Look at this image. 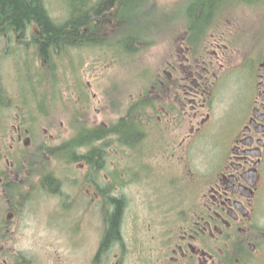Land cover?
<instances>
[{
  "label": "flooded vegetation",
  "instance_id": "1",
  "mask_svg": "<svg viewBox=\"0 0 264 264\" xmlns=\"http://www.w3.org/2000/svg\"><path fill=\"white\" fill-rule=\"evenodd\" d=\"M219 19L209 17L192 31L189 25L182 26L179 39L165 52L153 79L136 97L130 96L129 103L123 111L116 112L114 118L103 119L97 109L98 121L90 124L82 120L87 128L101 127L106 132L95 136L92 143L96 148L93 162L90 161L92 172L89 159L82 156L90 150L84 143L78 147L79 157L75 161L86 166L80 180L90 187L88 196L102 217V232L93 258L99 253L106 232L103 211L111 212L114 201L121 198L119 238L111 240L106 253L108 256L112 251L111 264L261 262L264 255V47L256 52L243 50L237 45V37L243 32L240 24L229 18H221L224 22L217 24ZM234 69L239 70L243 87L236 106L218 96L221 82ZM225 100L226 106L219 109V104ZM19 110L13 109L12 116L9 115V129L13 143L20 144L25 153L33 144L29 125L34 121L27 117L21 123ZM23 112L28 113V110L20 113ZM123 123L132 127L134 133L127 137L120 135ZM219 124L222 133L217 144L218 155L211 158L215 163L206 164L198 174L189 170L188 176H192L184 180L188 195L183 199L175 196L174 202L169 196L166 205L162 197L157 206L168 218L157 222L153 228L152 223H148V231L141 227L140 234H132L127 242L124 229L130 208L128 195L134 191L131 185L138 181L147 186L150 181L154 184L152 194L160 190L156 184L163 185L164 172L151 171L147 163L160 164L159 159L165 155L171 161L187 160L193 145L201 144V138L210 137ZM14 154L18 161L14 157L13 160L0 157L6 164L5 172L0 173V190L8 199L5 204L0 203V215L1 208L7 213L4 221L2 218L3 227L20 208V197L25 199L22 192L25 185L30 184V191L38 187L57 196L62 193L60 179L46 172V165L54 160L52 157L38 168L41 169L39 180L37 186L32 187L31 174L37 167L31 170V158L18 155V150ZM47 176L55 183L53 191L42 183ZM196 177L199 178L196 180ZM142 190L149 191V188ZM159 195L164 196L161 192ZM151 228L153 233L149 236ZM3 242L4 233H0V252L10 264L25 261L23 253L4 250ZM98 258L93 264L102 262ZM27 263L33 264L28 260Z\"/></svg>",
  "mask_w": 264,
  "mask_h": 264
},
{
  "label": "rangeland",
  "instance_id": "2",
  "mask_svg": "<svg viewBox=\"0 0 264 264\" xmlns=\"http://www.w3.org/2000/svg\"><path fill=\"white\" fill-rule=\"evenodd\" d=\"M44 1L53 18L63 19L65 12L61 6L62 0ZM157 1L158 4L155 6L156 18L152 21L156 23L158 33L156 34L157 37L156 35L153 37V44L143 49L131 60L124 62L113 59L107 49L81 48L71 50L73 61L64 55L57 71L55 73L53 70L49 71L46 74L48 78L43 84L37 80L44 74L41 72L40 75H37L35 68L40 66L44 69L45 65L39 64L38 59L31 57H35L33 47L24 49V46L17 43V36L0 35L1 87L16 102L15 105L18 104L19 97L38 96L35 107L28 101V105L33 108L28 113L29 117L34 120L32 123V146L37 147L40 143L54 146L69 139L72 136L74 124L79 123L78 121L75 123L76 120L71 116L74 107L82 110V108H86L85 105H88L86 108L88 112L83 116V121L90 124L98 121L97 109H100V115L103 119L114 118L116 111L110 110L111 108H115L114 106L121 102L120 106L123 109L124 105L129 103L127 100L130 96L136 97L138 90L149 84L153 79L155 70L164 61L165 52L171 49L172 44L179 39L183 30L176 27L178 26L177 20L173 22L172 19L174 16H178L175 11L180 10L184 4L177 3L168 8L169 4L176 0ZM262 3L253 7L232 6V8L229 7V14L226 13L228 9L225 8L226 11L222 15V17L227 16L240 24L244 33L240 31L241 34L237 37V45L243 50L256 52L264 47V2ZM66 4L69 7V3ZM145 14L146 12L143 14L144 17ZM219 21H216L217 24L224 22L221 18ZM139 22L147 24L143 19H140ZM175 27L177 30L173 32ZM31 30L33 29L27 31L28 37H31L29 35ZM259 33H261V37L260 35L255 36ZM247 34L250 36L247 37ZM132 60L134 61L132 62ZM27 64L30 66L28 71L26 70ZM81 82L87 84L88 88L81 87ZM32 87L35 89L34 94ZM81 88L85 89V92L91 96H88L87 102L76 107L71 101L76 99L77 92ZM242 89L239 70L234 69L221 82L218 96H223L222 98L236 106L238 99L239 101L241 99ZM14 94H18V96H14ZM226 100L219 104V109L223 108L221 106H226ZM71 105H73V109H71ZM3 109L4 112L2 111L3 113L0 114V122L2 120L0 125H3L0 127V157L7 156L9 160H13L14 157L17 160L16 154H14L15 150L19 151L18 155L20 156L25 153L26 157L31 156L30 150H25L23 153L21 145H15L12 141L9 115L12 116V110L15 108L8 105ZM35 128L37 133H34ZM221 133L222 126L216 125L210 137L201 138L199 140L201 144L195 143L193 145L187 160L171 161L165 155L159 159L160 164L153 161L147 163L151 166V171L159 172L162 170L164 172L163 185L156 184L160 187L156 194L150 192L154 187L150 181H147V186L140 185L141 183L138 181H134L131 185L134 191L128 195L130 208L125 217L124 229L127 242H130L129 237L132 234H140L141 230L139 229L141 227L144 230L148 223H152L153 228L157 222L168 218V215L163 216V211H161L163 209L157 206L162 197L165 199L166 205V200L171 199L170 201L174 202L172 199L176 200L175 196L183 199L185 195H188L186 192L189 189L184 185V180L187 181L192 176H188L189 170L191 173L198 174L204 170L206 164L215 163L211 158L218 155L217 144L219 145ZM204 141H207L208 144L205 145ZM43 158L40 157L37 160L43 161L48 157ZM62 162L54 159L46 165V172H50L62 182V185H59L61 194L57 196L38 187L34 191H30V184L25 185L22 189L25 199L20 197L22 200V204H19L20 208L12 213V220L10 219L4 227L1 225L7 213L3 212V208H1L0 233H4V250L23 253L26 259L25 261L21 260L19 264H28L27 260L33 264H92V257L102 232V217L98 213L95 203L88 196L90 193H87V189L90 187L83 185L80 180L81 173L86 171V166L80 162H69L68 164ZM5 167L6 164L0 159V173L5 172ZM40 173L41 169L36 168L31 174L32 187L33 185L37 186ZM198 178L196 177V180ZM145 187L149 188V191L142 190ZM163 188L167 191L165 192ZM184 188L185 193L183 192ZM160 192L164 196H158ZM5 196V192L0 190V203L5 204V200H8ZM169 196L170 199H168ZM152 228L148 232L149 236L153 233ZM144 231H148V229L146 228ZM1 246L2 244H0ZM111 253L112 251L102 259L100 264H111V259L109 260ZM5 258L0 252V263L10 264V261ZM259 264H264V255Z\"/></svg>",
  "mask_w": 264,
  "mask_h": 264
},
{
  "label": "trees",
  "instance_id": "3",
  "mask_svg": "<svg viewBox=\"0 0 264 264\" xmlns=\"http://www.w3.org/2000/svg\"><path fill=\"white\" fill-rule=\"evenodd\" d=\"M262 2L264 0H187L186 4L176 13L184 18L185 24L189 25V30L192 31L194 28L200 27L209 17L211 19L214 16H222L226 11L225 8L229 10V7L232 8V6H257ZM61 3L65 13L63 19L58 20L51 16L44 0H0V35L17 36V43L24 46V49L33 47L35 57H31L38 59L39 64L45 65L44 69L40 66L35 68L37 75H40L41 72L44 74L37 80L42 84L48 78L46 74L49 71L53 70L54 73L57 71L64 55L73 61L71 50L107 49L113 59L124 62L153 44V37L158 33L156 23L152 21L156 18L157 0H62ZM66 3H69V7ZM140 19H143L147 24L139 22ZM31 28L33 29L29 34L31 37H28L27 31ZM29 68L30 66L27 64L26 70L28 71ZM58 80L60 79L58 78ZM32 93H35L34 87H32ZM28 101L35 107L38 96H27V98L22 96L18 99V104L15 105L16 102L10 98V95L0 84V114L4 112L3 108L8 105L16 110L20 109L18 114L21 116V123H23L24 118L31 119L28 113L33 108L28 105ZM21 110H28V113H20ZM75 120L76 123L77 118ZM117 124H121L120 120ZM73 127L72 136L60 144L47 146L40 143L37 147L31 145L30 148L25 149L26 151L30 150L31 153L29 156L31 170L34 166L37 168L44 166L46 160H37L40 157H52L57 161L67 163L77 161L79 156L76 149L84 143L90 150L82 156L89 159L90 170L93 171L91 162H93V151L96 148L92 143L95 141V136H103L106 132L101 127L89 129L82 122L74 124ZM32 128L33 124H30L31 137L33 135ZM119 132L120 135L127 137L134 133V129L123 123ZM34 133H37L36 128ZM50 179L47 176L42 183L50 191H53L55 183ZM163 190L165 191V188ZM120 201L121 198L114 201V208L111 212L103 211L106 232L103 235L99 253L93 258V263L99 260L98 257L100 260L107 257L106 253L108 254L111 240L119 238Z\"/></svg>",
  "mask_w": 264,
  "mask_h": 264
},
{
  "label": "bare ground",
  "instance_id": "4",
  "mask_svg": "<svg viewBox=\"0 0 264 264\" xmlns=\"http://www.w3.org/2000/svg\"><path fill=\"white\" fill-rule=\"evenodd\" d=\"M263 4V3H262Z\"/></svg>",
  "mask_w": 264,
  "mask_h": 264
}]
</instances>
